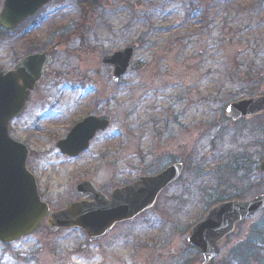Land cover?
<instances>
[{"label": "rangeland", "instance_id": "374dc122", "mask_svg": "<svg viewBox=\"0 0 264 264\" xmlns=\"http://www.w3.org/2000/svg\"><path fill=\"white\" fill-rule=\"evenodd\" d=\"M183 1L100 0V5L89 9L76 0H52L0 38V67L5 70L58 38L65 41L53 54L52 66L25 112L10 125V135L30 150L27 167L52 209L75 200L72 187L78 181L89 180L108 191L140 175L157 174L172 160L186 167L181 180L161 194L154 210L98 241H89L75 230L50 234L41 226L13 245L0 244V264H200V254L186 243L188 228L209 202L205 196L210 193L197 195L196 164L203 171L199 182L214 186L232 158L250 156L257 166L264 155V115L232 125L219 118L224 116L221 105L211 102L264 96V36H255L260 56L250 43L240 41L249 30L227 44L223 11L206 28L201 26V14L184 23ZM215 3L206 0L203 5ZM243 13L232 26L246 27ZM260 14L264 5L249 24L252 33L261 32ZM131 44H138L131 68L113 84L102 57ZM230 70L242 82L225 96L222 74ZM244 70L249 75L242 76ZM249 90L256 94L249 95ZM99 112L112 122L90 151L76 160L58 156L54 143L83 118ZM255 142L260 143L256 148ZM263 191L257 186L243 199ZM180 195L185 198L174 201ZM261 226L264 229V211L239 225L213 264L225 262L231 250L249 238L259 241L252 231L260 233Z\"/></svg>", "mask_w": 264, "mask_h": 264}, {"label": "water", "instance_id": "95a60500", "mask_svg": "<svg viewBox=\"0 0 264 264\" xmlns=\"http://www.w3.org/2000/svg\"><path fill=\"white\" fill-rule=\"evenodd\" d=\"M51 0H4L0 12V28L11 31ZM61 43L56 42L52 50ZM136 46L105 56L102 63L113 67L112 80L117 82L130 65ZM51 57L37 53L24 57L13 70L0 67V242L10 244L33 233L44 223L55 233L61 229H78L91 240L102 237L115 224L131 221L151 209L159 193L175 182L181 165H173L154 177H140L135 183L115 190L111 199L97 191L89 182L75 185L79 201L50 212L37 194V185L26 169L28 151L24 145L8 135V124L18 117L36 83L43 77ZM264 112V97L244 99L229 105L226 113L233 121ZM108 117H88L71 129L66 138L57 143L62 154L75 157L84 151L96 131L109 126ZM264 173V158L259 164ZM91 197L92 202H83ZM264 209V194L251 201H231L211 208L204 218L191 228L187 242L203 255V264L215 258L223 240L235 232L238 223Z\"/></svg>", "mask_w": 264, "mask_h": 264}, {"label": "trees", "instance_id": "16d2710c", "mask_svg": "<svg viewBox=\"0 0 264 264\" xmlns=\"http://www.w3.org/2000/svg\"><path fill=\"white\" fill-rule=\"evenodd\" d=\"M196 1V2H195ZM206 2V0H186L183 1L181 5V10L184 12V20H189L192 18L195 14H201L200 17V22L201 26L203 27H208L211 24H214L215 20V15H220L221 12L223 11V18H222V23H224L225 26H227V31L223 34V38L227 37V44H231L233 41V38L236 34H241L243 31H247V34L240 36L241 40L244 39L247 43H250L249 47L252 48V50L256 53V55L260 56L258 53L259 50V41L258 39L255 38V36H264V14H260L258 16V24L262 27L260 30V34H256V32L252 33L251 26L249 25L252 22L253 16L255 15V11H260L262 12V8L264 5V0H247L245 6H239L237 4L238 0H216L217 3H215L212 6H207L203 5V2ZM210 3V0H207ZM77 3L79 6L85 5L88 8L94 9L96 5L98 4V0H77ZM221 5V6H219ZM217 7H222L221 9H218L217 12H213L214 10L217 9ZM234 8L236 10H234ZM231 11V12H230ZM244 12V13H243ZM243 13V16L247 19H244L245 22H247L246 27H242L240 24L232 26L234 23H236V19H238L239 16H241ZM8 33L3 32L0 29V38L7 36ZM226 35V37H225ZM253 42V44H251ZM258 53V54H257ZM231 71V70H230ZM227 72L225 74H222L223 80L221 82V91L222 94H225V96H231L230 93L235 91L236 88L233 87V85H237L236 83L242 82V78L236 77L237 74L233 71L231 73ZM241 75H249V71L244 70V72L241 73ZM235 81V83H234ZM227 87H232L231 90H228ZM219 91V90H218ZM250 93V94H249ZM249 95H255V91H250L249 90ZM224 97V96H223ZM213 103V102H212ZM228 102L225 99H222L220 101H216L213 104H221L222 108L227 104ZM264 134V131H263ZM258 144V142L255 143V146ZM233 162L234 168L230 169V172L232 173V176L235 177L233 174H240V171H242V175L238 178L239 182L243 181V177H251V172L253 170L251 169V166L245 167L244 163H251L250 157L246 156H239L237 157ZM233 166V165H232ZM230 166V168L232 167ZM256 171V170H255ZM222 181L221 179H219ZM262 184L261 186L264 187V176H261L260 183ZM258 185V183L255 184ZM232 189L229 191L225 192L223 191L221 195L224 193H231ZM241 191L240 193H242ZM226 196H221L218 201L224 200ZM216 199V198H215ZM214 199V200H215ZM213 200V201H214ZM216 201V202H218ZM262 231L259 233L258 231H252V234H256L260 236L259 241H256V239L252 240V238H249L247 241H245V244H240L235 250L231 252L230 255L233 256L231 261H225L222 262L221 264H264V229L261 226ZM252 236V235H251ZM255 237V236H254Z\"/></svg>", "mask_w": 264, "mask_h": 264}, {"label": "flooded vegetation", "instance_id": "af4514ba", "mask_svg": "<svg viewBox=\"0 0 264 264\" xmlns=\"http://www.w3.org/2000/svg\"><path fill=\"white\" fill-rule=\"evenodd\" d=\"M33 93H34V92H33ZM95 115H97V116H101V115H104V114H102L101 112H99V113H97V114H95ZM99 136H100V134L97 133V135H96L95 138L93 139V142L96 141V139H97ZM91 147H92V145H91ZM89 151H90V149H89ZM56 153L58 154V156L63 157V158L66 159V160H76V159H79V158L83 157L87 152H85V153L79 155L77 158H69V157H67V156H64V155L60 154V153L57 152V151H56ZM82 181H84V180H82ZM110 189L113 190L114 188H110ZM112 190H111V191H112ZM111 191L109 190V192H107V193L110 194Z\"/></svg>", "mask_w": 264, "mask_h": 264}]
</instances>
